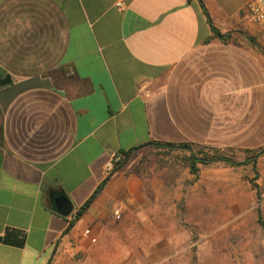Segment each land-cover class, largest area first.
Returning <instances> with one entry per match:
<instances>
[{
	"label": "crops",
	"instance_id": "1",
	"mask_svg": "<svg viewBox=\"0 0 264 264\" xmlns=\"http://www.w3.org/2000/svg\"><path fill=\"white\" fill-rule=\"evenodd\" d=\"M248 1L202 0L222 39L198 0H0V78H11L0 86V264L114 254L118 229L154 205L138 150L105 177L115 154L153 141L264 157V46ZM219 163L189 172L223 179Z\"/></svg>",
	"mask_w": 264,
	"mask_h": 264
},
{
	"label": "rangeland",
	"instance_id": "2",
	"mask_svg": "<svg viewBox=\"0 0 264 264\" xmlns=\"http://www.w3.org/2000/svg\"><path fill=\"white\" fill-rule=\"evenodd\" d=\"M225 152L243 161L258 151ZM137 155L154 203L147 221L130 217L116 232L114 254L85 257L84 264H264V157L255 165L213 166L223 167L221 179L209 171L194 177L186 151L148 145Z\"/></svg>",
	"mask_w": 264,
	"mask_h": 264
},
{
	"label": "trees",
	"instance_id": "3",
	"mask_svg": "<svg viewBox=\"0 0 264 264\" xmlns=\"http://www.w3.org/2000/svg\"><path fill=\"white\" fill-rule=\"evenodd\" d=\"M200 3V7L202 9L203 14L205 15L206 21L210 26L211 32H212V37H219V38H226L229 33H222L220 32L217 28H215L212 25L211 22V18L207 12V9L205 8L202 0H198ZM0 131H1V126H0ZM146 145H151L155 148H160V149H169V150H180V151H186L188 152V155L186 156V163L187 166L189 168V171L195 175L198 174L199 168L197 166L198 163H203V164H210L213 162H218L221 161L227 165H231V166H235V165H241V164H249L252 163L255 165V163L257 162V157L255 155H249L245 158V160L243 161H236L234 159L231 158V156H227L224 154H212L209 155L206 152H195L192 150V148L190 147V145L183 143V144H172V143H166V142H149L146 143L144 145L138 146V147H134L131 148L130 150L126 151V152H120L121 153V160L119 161V163L117 164V166L115 167V169L113 170L112 173H114V171H116V169H118V167H121L126 160L128 159L129 155L134 151V150H139L142 147L146 146ZM264 151V150H263ZM199 153H203L202 156H198ZM108 179V177H107ZM105 181L103 182V184H101L99 186V188L91 195V197L84 203V205L80 208V210H78L76 212L75 218H78L85 210L86 208L90 205V203L94 200V198L96 197V195L101 191L103 185H104ZM73 224V222H71L70 226Z\"/></svg>",
	"mask_w": 264,
	"mask_h": 264
},
{
	"label": "built area",
	"instance_id": "4",
	"mask_svg": "<svg viewBox=\"0 0 264 264\" xmlns=\"http://www.w3.org/2000/svg\"><path fill=\"white\" fill-rule=\"evenodd\" d=\"M123 2L118 1L117 6H122ZM246 19L253 24L262 34V44L264 46V0H249L246 5ZM121 154H115L106 163L104 175L109 177L119 161ZM258 204L264 209V180L259 183Z\"/></svg>",
	"mask_w": 264,
	"mask_h": 264
},
{
	"label": "water",
	"instance_id": "5",
	"mask_svg": "<svg viewBox=\"0 0 264 264\" xmlns=\"http://www.w3.org/2000/svg\"><path fill=\"white\" fill-rule=\"evenodd\" d=\"M10 81H11V78L9 74H6L4 77L0 78V86L5 85L6 83H9ZM53 201H54V204L59 214L63 216H67L71 213L73 206L67 197L63 195L56 196L53 198Z\"/></svg>",
	"mask_w": 264,
	"mask_h": 264
}]
</instances>
